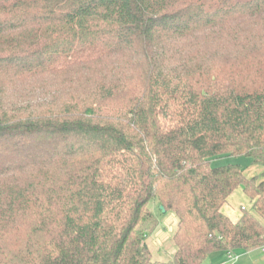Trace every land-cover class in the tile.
<instances>
[{"label":"trees","instance_id":"1","mask_svg":"<svg viewBox=\"0 0 264 264\" xmlns=\"http://www.w3.org/2000/svg\"><path fill=\"white\" fill-rule=\"evenodd\" d=\"M228 156L264 169V0H0V264L264 247V171ZM154 199L178 218L168 260Z\"/></svg>","mask_w":264,"mask_h":264},{"label":"crops","instance_id":"2","mask_svg":"<svg viewBox=\"0 0 264 264\" xmlns=\"http://www.w3.org/2000/svg\"><path fill=\"white\" fill-rule=\"evenodd\" d=\"M244 170L249 178L260 176L264 171L263 168L253 166L251 163ZM253 204V201L240 188L230 196L222 210L226 216L234 222H237L242 218L245 211H253ZM203 264H264V247L250 252L215 253Z\"/></svg>","mask_w":264,"mask_h":264},{"label":"rangeland","instance_id":"3","mask_svg":"<svg viewBox=\"0 0 264 264\" xmlns=\"http://www.w3.org/2000/svg\"><path fill=\"white\" fill-rule=\"evenodd\" d=\"M249 163H251V159L245 157L236 158L228 156L212 160L213 167L235 164L246 168ZM149 207L159 222L158 229L149 238V246L155 259L168 260L175 254L172 238L177 228L178 218L173 212L165 213L156 199L150 202Z\"/></svg>","mask_w":264,"mask_h":264},{"label":"water","instance_id":"4","mask_svg":"<svg viewBox=\"0 0 264 264\" xmlns=\"http://www.w3.org/2000/svg\"><path fill=\"white\" fill-rule=\"evenodd\" d=\"M162 210L164 211L163 207H162Z\"/></svg>","mask_w":264,"mask_h":264}]
</instances>
